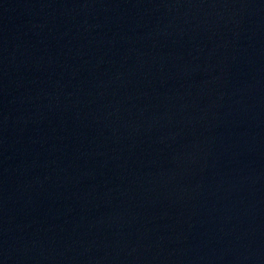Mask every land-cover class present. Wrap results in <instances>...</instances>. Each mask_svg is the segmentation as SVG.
<instances>
[{"label":"water","instance_id":"95a60500","mask_svg":"<svg viewBox=\"0 0 264 264\" xmlns=\"http://www.w3.org/2000/svg\"><path fill=\"white\" fill-rule=\"evenodd\" d=\"M0 264H264V0H0Z\"/></svg>","mask_w":264,"mask_h":264}]
</instances>
